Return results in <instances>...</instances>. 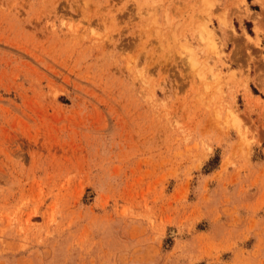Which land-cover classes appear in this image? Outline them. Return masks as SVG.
<instances>
[{
  "label": "rangeland",
  "instance_id": "rangeland-1",
  "mask_svg": "<svg viewBox=\"0 0 264 264\" xmlns=\"http://www.w3.org/2000/svg\"><path fill=\"white\" fill-rule=\"evenodd\" d=\"M0 264H264V0H0Z\"/></svg>",
  "mask_w": 264,
  "mask_h": 264
},
{
  "label": "bare ground",
  "instance_id": "bare-ground-1",
  "mask_svg": "<svg viewBox=\"0 0 264 264\" xmlns=\"http://www.w3.org/2000/svg\"><path fill=\"white\" fill-rule=\"evenodd\" d=\"M210 71V70H209Z\"/></svg>",
  "mask_w": 264,
  "mask_h": 264
}]
</instances>
